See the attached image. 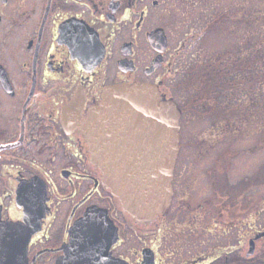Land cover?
Here are the masks:
<instances>
[{
    "label": "flooded vegetation",
    "instance_id": "1",
    "mask_svg": "<svg viewBox=\"0 0 264 264\" xmlns=\"http://www.w3.org/2000/svg\"><path fill=\"white\" fill-rule=\"evenodd\" d=\"M172 1L0 0V227L12 231L0 264H264V194H245L250 177L264 182L261 163L242 190L218 189L216 176L228 177L236 120L261 136L264 104L257 125L248 105L234 119L211 91L187 88L191 74L172 96L173 56L186 51ZM134 82L181 110L171 202L146 221L102 183L80 129L105 87ZM194 118L214 122L193 134Z\"/></svg>",
    "mask_w": 264,
    "mask_h": 264
},
{
    "label": "water",
    "instance_id": "2",
    "mask_svg": "<svg viewBox=\"0 0 264 264\" xmlns=\"http://www.w3.org/2000/svg\"><path fill=\"white\" fill-rule=\"evenodd\" d=\"M180 115L176 101L157 86L121 83L104 88L80 123L102 183L138 221L169 207ZM5 228L0 242L12 233Z\"/></svg>",
    "mask_w": 264,
    "mask_h": 264
},
{
    "label": "rangeland",
    "instance_id": "3",
    "mask_svg": "<svg viewBox=\"0 0 264 264\" xmlns=\"http://www.w3.org/2000/svg\"><path fill=\"white\" fill-rule=\"evenodd\" d=\"M181 1H183L182 4ZM215 1L216 0H180L178 4L179 11L177 9L178 0H173L171 3V6L173 7L172 9H174L173 16H175V20H174L175 22L170 23V24L173 23V25L175 26V33H174L175 35L173 34L172 39L175 41L180 40L181 36L179 32H181L182 29H184L185 47H186L185 53L180 51L174 54L173 56L174 62L171 66L172 71L175 70L174 74L172 72L170 74L171 75L170 77H172L171 79H173L172 85L174 88V89L172 88L173 89L172 96L177 100H179L181 97L179 93L180 87L178 85V80L180 78H185V79L189 78L190 74L192 76L191 72L193 71H190L191 70L190 67L193 65L194 61H197L199 58H200V62L206 61L207 59L206 53H203L205 51L201 49V53H199L200 47L202 45L205 47L204 43H200V39L202 37L204 38V36L202 35V37L200 38L199 27L202 23V20L206 18V12L208 11V9L210 8L209 13H212L214 11L211 7L215 6ZM222 1H225V3L226 1L229 2V0H222ZM247 1L248 0H246V2ZM254 1L261 2L262 5H264V0H254ZM229 7L230 5L228 6V8ZM206 29L207 27H205V29L203 30L205 31ZM208 32L209 30L207 29L206 34H208ZM212 33H210V35H212ZM223 43H224L223 38H219L217 47L219 48L222 47ZM244 71H246V67ZM176 73H177V77H175ZM241 74L242 73L240 72L238 76H240ZM261 78H263V76H261ZM261 82L259 84H261ZM233 83L234 82H230L226 84L225 83L217 84L220 90L224 88L227 91L226 95L229 98V99L222 98V102L230 104L228 105L232 111V114L230 113V115H233L234 119L241 117L242 110L243 108H245L244 104H247L248 107L251 109V116H249V121L247 122H254L257 125L258 116H259V107L262 109V107L259 104V101H262L264 104V86L260 88L261 90H259V88H248L246 89L247 90L246 92H243L241 87L232 86ZM118 84H114V85H118ZM236 84L237 83L235 82L234 85ZM209 90H210V86H209ZM225 90H224V94H225ZM187 94L189 95L190 93L187 91ZM243 96L248 98H243ZM221 103L217 104V106L226 111L227 106ZM239 121L242 125L241 119L236 120L237 124H239ZM187 122H190V120L187 119ZM213 122L214 121L211 122L210 119L194 118V120L191 121L190 124L187 123L184 126H186L185 130L189 129L194 134L195 131H198L197 133H199L201 130H207V128L206 129L204 128L207 127L208 125H211ZM217 122L219 123V121ZM251 124L252 123H250V125ZM241 125H239L237 130V132L239 133L237 134L238 137L234 138L233 141V146H232L233 157L228 164V173H227L228 177L223 176L221 173L216 174V176L218 177L217 183H219L217 184V188L223 189L226 192L228 189L226 182L232 180L235 183V189L242 190L246 188V186L250 184V181L242 185V184H238L239 180L240 179H242V181L245 180L246 176L249 174L253 175L254 177V175L257 174L259 168L258 165L260 163H261L260 166L261 165L262 166L260 167L259 170V178L263 179L264 181V125H263V132L260 137H259V133L255 132V130L257 129L256 126L254 131L251 130V132L249 131L243 132L244 128L243 127L241 128ZM250 178L252 183L254 184L257 183V184L248 187L245 191V194L254 195L256 197L261 196L262 193L264 194V182L261 183L260 181L254 180L252 177ZM214 199H215L214 204L216 206H220V204L221 205L227 204L225 197L222 200H220L219 196L215 197ZM212 209H216V208L212 207Z\"/></svg>",
    "mask_w": 264,
    "mask_h": 264
},
{
    "label": "trees",
    "instance_id": "4",
    "mask_svg": "<svg viewBox=\"0 0 264 264\" xmlns=\"http://www.w3.org/2000/svg\"><path fill=\"white\" fill-rule=\"evenodd\" d=\"M235 2L216 0L215 6L211 7L214 11L209 13V8L206 18L200 22L199 35L204 38L199 39L205 47L202 45L199 53L201 49L205 51L203 53H206L207 59L200 62L199 58L190 67L192 77L186 86L194 93L200 91L205 94L209 90L208 84L212 83L236 82L232 86L241 87L246 92V89L251 88L248 83L258 85L261 81L264 82V5L254 0H248L243 6ZM205 27L209 30L208 34L207 29L203 30ZM219 38L224 40L220 47L223 49L217 47ZM240 72L242 74L238 76ZM224 90H220L218 86L210 87L209 91L212 93H207V96L220 101L222 98L229 99Z\"/></svg>",
    "mask_w": 264,
    "mask_h": 264
}]
</instances>
